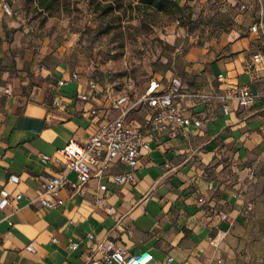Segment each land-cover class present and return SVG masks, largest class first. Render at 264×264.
Here are the masks:
<instances>
[{"label": "crops", "instance_id": "0c3cea01", "mask_svg": "<svg viewBox=\"0 0 264 264\" xmlns=\"http://www.w3.org/2000/svg\"><path fill=\"white\" fill-rule=\"evenodd\" d=\"M4 14L0 7V35ZM167 40L172 44L175 36ZM231 40L218 56L207 59L195 49L175 59L164 76L152 78L167 83L177 75L183 92L198 94L179 104L201 126H188L186 134L176 128L175 136L158 133L149 122L150 107L138 102L152 79L125 87L124 77L83 72L69 61L71 43L58 48L45 43L38 53L0 44V200L10 199L0 209V264H83L102 258L99 244L106 241L130 253L151 252L149 264H264V77L253 79L245 70L256 52L251 37ZM91 80L98 81L96 93ZM229 85L249 87L255 103L231 101L226 113L220 97ZM122 92L136 104L128 119L150 142L135 181H111V174L131 170L113 161L83 193L64 187L61 203L43 207L45 177L66 171L78 182L58 149L71 140L88 141L115 118L119 112L111 97ZM85 93L87 100L81 98ZM11 174L21 182H11ZM101 183L108 188L101 190ZM30 243L33 250L27 249Z\"/></svg>", "mask_w": 264, "mask_h": 264}, {"label": "rangeland", "instance_id": "374dc122", "mask_svg": "<svg viewBox=\"0 0 264 264\" xmlns=\"http://www.w3.org/2000/svg\"><path fill=\"white\" fill-rule=\"evenodd\" d=\"M6 1L13 14L3 16L0 44L38 53L45 43L55 48L71 43L74 68L124 77L128 87L164 76L175 59L195 49L207 59L218 56L231 37L250 36L254 51L264 49V0H175L181 9L172 13L133 0L106 15L95 12L90 0H58L51 11L35 0ZM169 35L175 36L172 44Z\"/></svg>", "mask_w": 264, "mask_h": 264}, {"label": "built area", "instance_id": "2783aa9c", "mask_svg": "<svg viewBox=\"0 0 264 264\" xmlns=\"http://www.w3.org/2000/svg\"><path fill=\"white\" fill-rule=\"evenodd\" d=\"M0 7L7 15L13 14L6 0H0ZM240 7L245 10L248 5L243 3ZM245 70L253 79L264 77V49L257 50L253 57L248 58L245 63ZM79 77L78 72L73 74V79L78 80ZM218 77L221 80L225 79L223 73H220ZM109 78L116 79L113 75H110ZM89 87L92 92L96 93L98 91V81H89ZM125 87H128L127 83ZM10 91V88H6L7 93ZM194 96H198V94L182 91V81L179 76L174 75L167 83L152 79L138 102L146 103L150 107L152 113L149 122L158 133L168 132L171 136H175L176 128L186 134L185 129L188 126L199 127L202 124L199 117L190 114L186 105L179 104L180 99L185 100ZM89 97L90 95L86 93L81 95L83 100H87ZM220 98L223 101L224 111L229 113L231 101L237 100L240 104L246 106L255 103L256 97L249 91L247 86L229 85L226 88V94ZM129 103L130 97L125 92L112 96L111 107L119 112L115 118L99 126L88 141L71 140L58 149L59 154L65 160L67 169L77 174L78 182L70 179L66 171L63 172L62 176L45 177L41 183L42 191L39 195L43 207L51 209L61 203L59 193L64 187L83 193L86 183L92 177H103L108 164L113 161L127 164L131 167V170L127 173L111 174V181L117 184L135 181V169L143 150L150 149V142L146 139L141 128L134 123V120L128 119L131 110L136 105ZM47 159H49V155L44 157V160ZM167 166H170L169 163H167ZM9 180L18 184L21 182V177L17 174H11ZM107 188V183L100 184L101 190ZM22 196V193L18 194L17 199H21ZM200 200L203 201V198ZM9 203L10 199L8 197L2 198L0 209H4ZM88 237L90 239L95 238L92 233ZM78 245L77 241L70 244L73 249H76ZM99 246L103 253L102 258L88 260L83 264H149L152 259V253L149 251L130 253L122 245L113 241L103 242ZM27 249L33 250V243L27 245ZM172 260L173 257L167 259L169 262Z\"/></svg>", "mask_w": 264, "mask_h": 264}, {"label": "trees", "instance_id": "16d2710c", "mask_svg": "<svg viewBox=\"0 0 264 264\" xmlns=\"http://www.w3.org/2000/svg\"><path fill=\"white\" fill-rule=\"evenodd\" d=\"M35 1L37 2L38 7L44 11H51L58 3V0H35ZM140 1L147 5L154 6L156 10H162L170 13H172L173 10L181 9V5L175 0H140ZM126 2H128L130 6L133 4V0H90V3L94 5V11L100 12V14H104V15L115 12L117 10L118 11L122 9L124 10ZM143 10L145 11L146 7H143Z\"/></svg>", "mask_w": 264, "mask_h": 264}]
</instances>
